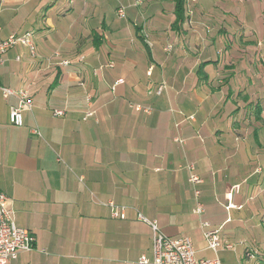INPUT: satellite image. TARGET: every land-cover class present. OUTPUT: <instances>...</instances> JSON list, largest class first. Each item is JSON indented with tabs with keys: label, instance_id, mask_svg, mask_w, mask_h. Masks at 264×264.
Instances as JSON below:
<instances>
[{
	"label": "crops",
	"instance_id": "obj_1",
	"mask_svg": "<svg viewBox=\"0 0 264 264\" xmlns=\"http://www.w3.org/2000/svg\"><path fill=\"white\" fill-rule=\"evenodd\" d=\"M132 2L0 0V41L29 34L33 47L19 43L0 66V85L34 103L15 127L17 98L0 92V192L36 238L10 264H135L152 256L140 215L194 244L171 232L197 215L188 163L203 179L199 229L235 246L222 263L264 264V43L256 52L243 27L264 42V0H189L180 30L172 0Z\"/></svg>",
	"mask_w": 264,
	"mask_h": 264
},
{
	"label": "built area",
	"instance_id": "obj_2",
	"mask_svg": "<svg viewBox=\"0 0 264 264\" xmlns=\"http://www.w3.org/2000/svg\"><path fill=\"white\" fill-rule=\"evenodd\" d=\"M143 3L144 0H133L130 6L140 8ZM127 7L121 5L117 9L116 15L118 18H126ZM1 30L0 25V33ZM141 33L146 44L152 47V42L149 41V36L144 28ZM19 43L31 45L30 35H11L6 40L0 41V66L5 63V54ZM31 48L33 49L32 45ZM171 48L169 46L167 51H171ZM119 82L122 83V81ZM167 89V83L163 82L157 86L154 94L162 96ZM0 92L5 99L10 97L17 98V104L10 109L9 122L15 127H22L24 125V113L32 111L34 108L29 91L27 89L16 91L0 85ZM131 107L138 112L151 113V108L149 107H143L141 105H131ZM92 115L93 113H87L86 117H91ZM177 141L184 144V140L180 138ZM186 168L189 172V182L193 186L196 199L194 213L202 215L204 213V206L200 201L201 191L199 186L203 183V179L196 172L194 164L188 163ZM124 216L123 208L121 212L118 209L113 210V217L124 218ZM140 218L147 222L153 230L152 256L142 255L135 264H223L218 254L224 250L232 251L235 249L233 244L223 243L220 229H209L208 223H202L206 247L217 256L214 258H197L194 244L189 237L172 239L160 230L156 222H150L142 215H140ZM34 250H36V238L27 230L17 226L14 219L13 200L8 195L0 192V264H10L16 261L22 253L33 252ZM247 257L249 259H255L256 254L250 251L247 253Z\"/></svg>",
	"mask_w": 264,
	"mask_h": 264
},
{
	"label": "rangeland",
	"instance_id": "obj_3",
	"mask_svg": "<svg viewBox=\"0 0 264 264\" xmlns=\"http://www.w3.org/2000/svg\"><path fill=\"white\" fill-rule=\"evenodd\" d=\"M239 3H241V2L239 1ZM189 5L191 7V2L189 3V0H186V13H187V15H191L192 14L191 13L192 11L190 10ZM243 27L246 29L247 37L249 39L255 40L254 41V50L256 52L257 51L258 52L262 51L264 42L262 41V38H261L260 34L258 33V31L252 29L250 26L244 25ZM257 55H258V53H257ZM258 57L260 58V61L262 63H264L263 54L258 55ZM107 147H108V145H107ZM194 203H195V206H196V202L195 201H194ZM198 218H199V216H197V215L193 216V218H190V217L186 218L188 224H187L185 230H182L181 228H176V230L171 229V232L179 231L181 236H185L187 234L191 235L193 237L196 249H199V248H202V247L206 246V242H205V239H204V236H203V231L201 229H199V227H198V221H199ZM189 223H190V225H189ZM197 258H200L199 254H197Z\"/></svg>",
	"mask_w": 264,
	"mask_h": 264
},
{
	"label": "trees",
	"instance_id": "obj_4",
	"mask_svg": "<svg viewBox=\"0 0 264 264\" xmlns=\"http://www.w3.org/2000/svg\"><path fill=\"white\" fill-rule=\"evenodd\" d=\"M172 1L174 2V10H175V22L173 26L176 30H180L181 26L184 24L185 21L186 0H172Z\"/></svg>",
	"mask_w": 264,
	"mask_h": 264
}]
</instances>
